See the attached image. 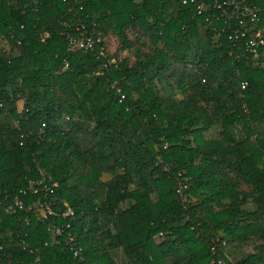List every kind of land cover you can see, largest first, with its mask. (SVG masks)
I'll return each instance as SVG.
<instances>
[{"label":"trees","instance_id":"1","mask_svg":"<svg viewBox=\"0 0 264 264\" xmlns=\"http://www.w3.org/2000/svg\"><path fill=\"white\" fill-rule=\"evenodd\" d=\"M233 36L183 0H0V264H264V68Z\"/></svg>","mask_w":264,"mask_h":264},{"label":"built area","instance_id":"2","mask_svg":"<svg viewBox=\"0 0 264 264\" xmlns=\"http://www.w3.org/2000/svg\"><path fill=\"white\" fill-rule=\"evenodd\" d=\"M184 5L194 7V9L203 16H206V21H210L212 18L221 16L226 20V24L229 23V29L234 35V45L240 43L241 47H245L251 54L253 61L257 65H261L264 68V17H262L260 9L254 7L247 2V0H183ZM236 24L239 26L236 27ZM77 31L80 33V39L72 40L69 46V50H80L85 52H93L97 46V42L100 39H96V33H89L88 28L85 24H81ZM109 65H115L118 67V61L114 58L109 62ZM108 64H105L107 68ZM245 88V86H244ZM121 93L120 90H118ZM122 100L125 96H121ZM34 186V183H32ZM38 188H33V193L38 195L42 190L48 194H53V188L46 186L45 181H40ZM42 189V190H41ZM16 206L23 208V204L20 201H16ZM36 209L38 214L41 215L43 221H48L51 217L63 216L64 218L73 217L74 212L72 209H67L65 212L60 214L54 208L52 201L46 202L38 201L35 205L29 207V210ZM13 210V207H12ZM70 224L67 225V228ZM52 231H55L56 235H61L62 230L57 225L52 226ZM67 243L73 242L72 238L68 239ZM77 255V253H76ZM221 263V262H220Z\"/></svg>","mask_w":264,"mask_h":264},{"label":"rangeland","instance_id":"3","mask_svg":"<svg viewBox=\"0 0 264 264\" xmlns=\"http://www.w3.org/2000/svg\"><path fill=\"white\" fill-rule=\"evenodd\" d=\"M132 39L133 36H132ZM104 42L106 44V50H107V53L111 56L113 55H117L119 57V59H116V60H119L121 61L122 59L124 58H131V61H134V58H133V54H130L126 51H122L121 48H120V42L119 40L116 38L115 35L111 34L109 36H107L105 39H104ZM0 47H6L7 49L9 48L8 44L6 45V41H0ZM23 107V104L20 103V109H22Z\"/></svg>","mask_w":264,"mask_h":264}]
</instances>
